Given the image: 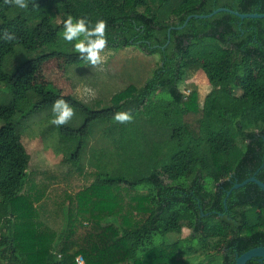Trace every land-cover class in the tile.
I'll return each mask as SVG.
<instances>
[{
  "label": "trees",
  "instance_id": "obj_1",
  "mask_svg": "<svg viewBox=\"0 0 264 264\" xmlns=\"http://www.w3.org/2000/svg\"><path fill=\"white\" fill-rule=\"evenodd\" d=\"M26 3L0 0V264H78V257L85 264H215L219 257L235 264L264 245V191L253 182L234 188L254 174L264 182V18L223 11L177 28L221 7L264 13V0ZM69 15L93 25L105 20L107 47H137L160 63L145 84L116 92L108 106L48 88L23 111L53 109L63 99L83 117L79 127L56 128L73 167L90 148L94 181L65 192L56 230L25 192L31 156L12 118L29 72L54 58L86 61L76 41L63 39ZM198 70L211 85L203 104L179 87ZM120 111L133 119L115 121ZM192 222L189 235L164 240L167 225Z\"/></svg>",
  "mask_w": 264,
  "mask_h": 264
},
{
  "label": "rangeland",
  "instance_id": "obj_2",
  "mask_svg": "<svg viewBox=\"0 0 264 264\" xmlns=\"http://www.w3.org/2000/svg\"><path fill=\"white\" fill-rule=\"evenodd\" d=\"M101 55L104 61L97 65H92L87 60L66 65L62 59L54 58L29 72L24 82L21 110L12 118L21 141L31 156L30 179L25 192L36 197L41 218L56 230L64 222L62 204L65 192L76 194L94 181L95 170L91 166L90 148L80 165L73 167L65 159L56 124L52 123L55 117L53 109H39L29 114L23 111L31 104L39 102L48 88L64 95H72L86 103L101 101L102 106H108L116 92L129 85L140 87L145 84L160 63L158 54H145L137 47L106 46ZM179 87L187 94L195 91L200 104H203L206 95L211 91L207 77L199 70L189 72ZM82 123V115L74 110V115L65 125L79 127ZM146 189L147 185L138 187L139 191ZM65 204L68 205L69 201ZM193 225L194 222L182 229L174 224L171 227L167 225L163 231L166 236L163 238L172 243L189 235ZM154 239L160 242L162 238ZM206 261L205 259L203 263ZM221 262V257L216 258L215 264Z\"/></svg>",
  "mask_w": 264,
  "mask_h": 264
},
{
  "label": "clouds",
  "instance_id": "obj_3",
  "mask_svg": "<svg viewBox=\"0 0 264 264\" xmlns=\"http://www.w3.org/2000/svg\"><path fill=\"white\" fill-rule=\"evenodd\" d=\"M6 2H13V0H6ZM14 3L19 8H27L26 0H14ZM106 21L100 19L93 23L86 17L74 18L69 15L64 21L63 39L74 44L75 51L81 54V58L87 60L92 65L101 64L104 57L101 55L102 50L107 45V38L105 36ZM7 39L12 40V34H5ZM53 112L55 117L52 120L53 124L63 125L73 115V108L63 99L56 100L53 105ZM114 120L124 123L131 121L133 116L130 111H120L114 114ZM78 264H83L82 260L78 258Z\"/></svg>",
  "mask_w": 264,
  "mask_h": 264
},
{
  "label": "water",
  "instance_id": "obj_4",
  "mask_svg": "<svg viewBox=\"0 0 264 264\" xmlns=\"http://www.w3.org/2000/svg\"><path fill=\"white\" fill-rule=\"evenodd\" d=\"M223 11L232 13V14H234V15L242 18V19H245V18H264V13H240L239 11H235L233 9L221 7V8L215 9L213 12L206 14V15H198V14L190 15L187 18L185 24L183 26H179L177 28H183L187 24L188 20L192 17L208 18V17H212L213 15H215L219 12H223ZM168 42H170V37H169ZM250 182L256 183L264 191V182L262 180L258 179L255 174L252 175L251 177L247 178L246 180H244L241 183H236L234 185V188L242 187V186H244ZM252 259L264 261V245L254 247V248L249 249L246 252L242 253L241 255H238L236 257L235 264H247Z\"/></svg>",
  "mask_w": 264,
  "mask_h": 264
},
{
  "label": "built area",
  "instance_id": "obj_5",
  "mask_svg": "<svg viewBox=\"0 0 264 264\" xmlns=\"http://www.w3.org/2000/svg\"><path fill=\"white\" fill-rule=\"evenodd\" d=\"M78 258H79V260H82L83 261V264H85L83 258H81V257H78ZM78 258H77V262H78Z\"/></svg>",
  "mask_w": 264,
  "mask_h": 264
}]
</instances>
